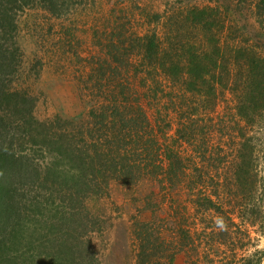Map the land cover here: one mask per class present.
<instances>
[{
    "label": "rangeland",
    "instance_id": "1",
    "mask_svg": "<svg viewBox=\"0 0 264 264\" xmlns=\"http://www.w3.org/2000/svg\"><path fill=\"white\" fill-rule=\"evenodd\" d=\"M18 27L12 87L35 97L40 121H83L86 137L91 109L105 110L100 138L113 163L104 176L84 170L78 188L20 186L31 230L17 244L18 264H243L264 253V116L251 125L238 114L231 79L218 84L213 64L223 56L231 67L238 48L264 57L262 0H64L58 14L33 0ZM11 128L17 152L36 165L49 159ZM242 131L253 137L257 169L243 198L234 175ZM127 149L123 165L113 156ZM205 195L220 208L208 209ZM254 201L251 215L243 207Z\"/></svg>",
    "mask_w": 264,
    "mask_h": 264
},
{
    "label": "trees",
    "instance_id": "2",
    "mask_svg": "<svg viewBox=\"0 0 264 264\" xmlns=\"http://www.w3.org/2000/svg\"><path fill=\"white\" fill-rule=\"evenodd\" d=\"M31 1L33 0H0V264H11L13 261L18 264L17 259L20 254L17 244L22 240V236L29 235L31 230L27 229L26 225L28 224L25 221V216L22 215V201L18 196L20 186L23 188L29 184L35 185L36 182L44 185L50 181L53 183L59 181L60 185H67L68 188L71 187L69 184L78 188L79 179L87 176L84 175V170L93 169V175L104 176L107 173L106 167L113 164L110 158L111 154L109 155V152L103 149L100 138V136H107L106 128L108 126L104 123L107 117L105 110L91 109L93 127H87L88 137H86L83 131L85 124L83 121L64 119L61 116L50 121H40L34 114L35 97L27 91L12 87L22 63L21 47L15 39L19 28V11L23 10L24 5ZM42 1L43 5L55 14L60 12L64 4V0ZM152 45L157 46L154 41H151L147 48L148 51L152 50ZM238 49L240 50H234L230 59L232 60L231 67L226 64L223 56L220 65L217 64L218 58L216 61L213 60V64L217 66L220 75L218 84L227 86L231 79L229 88L238 98V105H236L238 114L249 124L254 125L253 122H256V119L264 116V57L251 52L247 54L244 49ZM190 63L193 64L190 73L198 80L201 77V72L193 73L192 69L197 68L201 61H197L194 56L193 59L190 58ZM163 65L166 66L167 63ZM14 114L18 117H13ZM61 122L65 126L58 127L56 123L61 125ZM11 126L17 130L14 133H21L24 137H29L34 142L33 144H42L43 159H46L47 156L49 159L43 163L38 162L37 166L32 155H23L17 152L13 147L14 139L11 141L7 139L13 133ZM70 126L73 128L70 129ZM19 128H21L20 131H18ZM120 132L122 131H114L110 137L118 139ZM133 136L131 134L127 139L123 134L122 140L133 142ZM242 138L234 175L238 183L236 194H241L243 198L247 193L244 185L249 182L248 175H251L252 178L253 175L257 177V169L254 167L256 147L252 142L253 137L247 136L242 131ZM90 144L92 148L89 147ZM51 145H56V149H54L55 147L51 148ZM128 155H130L128 149L122 152L117 150V154L113 157L120 158L125 165L129 162ZM63 157L65 164H63ZM139 173L142 175L141 172ZM91 181L88 178L87 184L89 185ZM255 182L250 181L251 187L248 189L250 195L257 190ZM204 198L208 203V209L216 208L217 210L220 208L219 202L212 196L205 195ZM258 205L259 202L254 201L251 207L246 205L243 210L253 215L249 209ZM246 215L238 216L248 219ZM74 216L55 215V218L60 223H64L65 220L73 219ZM253 222L255 221L253 220ZM263 255L264 253L261 254V256ZM261 256L251 257L253 259L244 258L242 259L244 260L243 264H261ZM93 262L98 264L96 261Z\"/></svg>",
    "mask_w": 264,
    "mask_h": 264
}]
</instances>
